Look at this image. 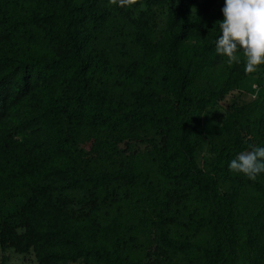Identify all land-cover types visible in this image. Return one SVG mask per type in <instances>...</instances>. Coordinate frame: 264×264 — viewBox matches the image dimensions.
<instances>
[{
  "label": "trees",
  "instance_id": "16d2710c",
  "mask_svg": "<svg viewBox=\"0 0 264 264\" xmlns=\"http://www.w3.org/2000/svg\"><path fill=\"white\" fill-rule=\"evenodd\" d=\"M223 6L0 0L3 250L33 255L22 264H264V174L228 168L264 147V88L242 53L217 54Z\"/></svg>",
  "mask_w": 264,
  "mask_h": 264
},
{
  "label": "clouds",
  "instance_id": "9594fccd",
  "mask_svg": "<svg viewBox=\"0 0 264 264\" xmlns=\"http://www.w3.org/2000/svg\"><path fill=\"white\" fill-rule=\"evenodd\" d=\"M132 0H111L120 7ZM223 20L218 21L221 35L216 40V52L227 58L229 65L245 63V72L252 73L264 65V0H224ZM229 164V171L255 180L264 174V147L250 145Z\"/></svg>",
  "mask_w": 264,
  "mask_h": 264
},
{
  "label": "rangeland",
  "instance_id": "374dc122",
  "mask_svg": "<svg viewBox=\"0 0 264 264\" xmlns=\"http://www.w3.org/2000/svg\"><path fill=\"white\" fill-rule=\"evenodd\" d=\"M255 78L260 79L262 82L261 83H253L252 86L256 87L257 91L259 89L264 88V71L257 69V73L255 74ZM207 158L208 157L204 153H200L199 160H200V163L202 165L206 164ZM222 187L224 189H229V188L232 187V182L231 181L222 182ZM3 255L9 256V259H8L9 260V264H14V263L22 264L24 262H30V263H34L35 262L34 259H33V255L32 254L24 255L22 253L15 252L13 249H11V250L10 249L3 250L0 247V261L2 260V256Z\"/></svg>",
  "mask_w": 264,
  "mask_h": 264
}]
</instances>
